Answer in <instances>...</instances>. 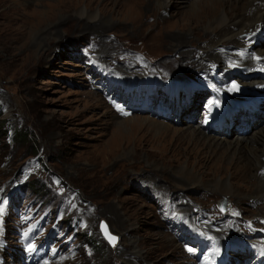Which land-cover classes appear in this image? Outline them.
<instances>
[{
  "label": "rangeland",
  "instance_id": "obj_1",
  "mask_svg": "<svg viewBox=\"0 0 264 264\" xmlns=\"http://www.w3.org/2000/svg\"><path fill=\"white\" fill-rule=\"evenodd\" d=\"M117 1L78 0L66 13L67 0H0V264H229L215 237L229 229L215 233L214 225L193 221L220 217V201L238 211L236 231L262 220L256 213L263 202L249 199V187L230 198L209 186L226 176L224 160L214 157L207 166L220 167L206 172L205 161L193 160L206 155L186 125L154 112L174 102L170 92L181 83L182 104L192 91L186 118L195 126L202 120L203 105H192L208 94L200 76L213 65L206 60L199 70L187 61L198 58L201 28L193 30L197 37L180 33L202 0H166L167 10L137 0L135 11L134 3L119 8ZM86 7L106 19L84 31L88 19L74 10ZM179 34L188 41L184 58L173 51ZM218 49L224 62L216 76L238 69L237 45ZM132 117L172 126L155 134L135 121L130 135L115 138L117 123ZM19 133L26 143L17 141ZM189 156L203 179L195 186L174 173ZM101 222L117 237L115 246L102 236ZM230 253L239 264V251Z\"/></svg>",
  "mask_w": 264,
  "mask_h": 264
},
{
  "label": "bare ground",
  "instance_id": "obj_2",
  "mask_svg": "<svg viewBox=\"0 0 264 264\" xmlns=\"http://www.w3.org/2000/svg\"><path fill=\"white\" fill-rule=\"evenodd\" d=\"M67 1L68 3H66L65 5L68 12L66 13H69L72 12V6L76 5V2H78V0ZM136 1L137 0H118L116 4L119 8H126L130 7L132 3L135 4ZM153 1L156 2V5L160 7L161 10L168 9L166 7V0ZM149 2H152V0H150ZM137 4L138 3H136L134 6L132 5L133 7H131L130 9L135 11ZM198 5L199 6L197 7V11L194 14H191L190 17L188 16L184 18L183 21L187 22L184 26L186 27V29H182L180 31V33H183L185 30H189V34L197 37L199 35V32L196 33L193 30L196 28H201L203 30L202 34L200 35V37L202 36V40L198 39V42L201 41L198 43V58L192 60L193 58H189L191 57L189 56L187 58L188 60H186L190 61V63H192V66L199 67V70H202L205 67V65H203L202 63H205L206 60L207 62H209V67L212 65L216 66L224 62V58L222 57L224 55L218 54L220 50L218 49L219 45H222L223 43L235 44V46L237 45L239 51L243 53L239 52V64H236L237 66H239V68L238 70L233 71V73L235 75H238V77L231 80V86H235L236 92L234 94L225 92L227 95H224L222 99H227L230 104L227 106L221 105V110H218L216 106V102L219 101V99H214L211 101L213 110L212 112H209L208 117L204 120V122L206 123L203 126H200L201 123L197 124V126L192 125L194 124V119L192 117V120L189 119V121L185 122L186 112L184 110L180 112L179 116L178 114L175 115L174 118L177 117L179 122H182L183 126L186 125L185 128L190 130V132H188V136H191V139H193V141L196 143L193 144L195 148L197 147V144H199V147H202V151L205 152L204 155L206 156L204 159H198V157L193 158V160H196V165L202 163L204 164L205 161L206 172H214V169L217 170L220 165L216 168V164L210 167H208L207 164L213 163V161L215 162L216 160H214V157H218V160L219 158L224 160L226 176L223 179H214L211 183H209V186H213L214 191H217L218 194H221L222 197L228 196L230 198L240 197L241 194L238 192V187H249V190L251 189V195L249 199L256 202H263V208H259L256 213V216L261 219L264 218V0H202V2H200V4ZM102 10H105V7L102 8ZM74 13L78 17V19H88L87 24L83 26V28H85L84 31L90 30L89 28H91L92 26L94 28V25L92 24L97 23V21L102 22L106 19V17L102 15L101 11H92L91 9H87V7L75 9ZM29 31L32 33L34 32L33 29H29ZM181 36L179 34L178 36L175 35L172 37V41L175 44V46L173 44V51L177 50L178 55L184 58L186 55H189L186 51L182 50L185 47L184 44L188 43V41L187 38ZM234 61L237 62L236 60ZM121 70L124 69L122 67L116 69V74L121 75ZM200 79L206 85L214 88L219 87L216 83L217 78L214 74H212V69H209L206 73L201 74ZM225 80H229L228 75H225ZM180 89L181 86L179 89H177L176 92H178ZM246 104H252L253 107L250 110L239 112V114H242L244 116V120L240 121V124L236 126L241 127V130H238L236 128L234 129V126L236 125V123H234V120L239 114H237L235 118L231 119L229 118L228 113H230V116L233 117L234 113L232 112V109L246 106ZM195 107L196 106L194 102L192 105V109H194ZM157 110H159V108H157ZM186 110L188 112L189 108H187ZM156 115L157 114H155V116ZM224 115L226 116V123H224L223 120ZM216 116H219V121H217ZM183 118L184 121H182ZM139 119L132 117L131 119H127L126 121L117 123L118 127L116 128L117 130H113V136L115 138L118 137L119 139L124 140L126 138V135H130V132H127V126L133 125L135 121H137L138 129L145 127L148 132H153L155 134L169 132L168 125L172 126L169 123L154 120L149 117L148 119L156 122L150 121L148 119ZM140 121H144V123ZM216 122H218L219 127L216 126ZM208 124H210V126H208ZM227 128L230 130L225 131V129ZM251 130L252 132L249 135ZM121 131L124 133H122ZM228 132L230 133V135L225 136V134H227ZM120 134L124 135L125 137H121ZM230 136L233 137L232 140H225V138ZM119 146L120 145L115 144L116 154L122 152L120 151ZM219 151L221 152L218 153ZM121 155L124 156L125 154L122 153ZM190 160L191 156H189V159H187L186 157L185 164L175 168L177 172L174 171V173L179 177H184V179H186L187 182L190 183V186H195L198 185L199 182L203 183V179L200 178L196 173V166L194 168H190ZM207 174L209 175V173ZM249 177L251 178L250 180H252L253 183L250 182ZM254 183L256 184L254 185ZM202 186L206 185L202 184ZM255 226L259 227V224L256 223ZM215 237L216 239L218 238V240L222 244L225 242L228 244L230 242H237L236 246L239 247L242 251V257H240L245 263L264 264V241L261 243H250L249 241H245L243 239L238 240L237 234L231 231V228L229 229V231H224L221 236ZM2 246L3 244L2 242H0V252Z\"/></svg>",
  "mask_w": 264,
  "mask_h": 264
},
{
  "label": "snow or ice",
  "instance_id": "obj_3",
  "mask_svg": "<svg viewBox=\"0 0 264 264\" xmlns=\"http://www.w3.org/2000/svg\"><path fill=\"white\" fill-rule=\"evenodd\" d=\"M233 89H235V86H233ZM126 114V113H125ZM3 213V209L0 208V214ZM101 229L104 232L105 238L108 240V242L110 244H112L113 246H115L116 242H117V237L111 235L108 230H107V226L104 225L103 223L101 224Z\"/></svg>",
  "mask_w": 264,
  "mask_h": 264
},
{
  "label": "trees",
  "instance_id": "obj_4",
  "mask_svg": "<svg viewBox=\"0 0 264 264\" xmlns=\"http://www.w3.org/2000/svg\"><path fill=\"white\" fill-rule=\"evenodd\" d=\"M16 136L18 138V140H17L18 142H20V143H26L27 142V138H26L25 134L19 133Z\"/></svg>",
  "mask_w": 264,
  "mask_h": 264
},
{
  "label": "water",
  "instance_id": "obj_5",
  "mask_svg": "<svg viewBox=\"0 0 264 264\" xmlns=\"http://www.w3.org/2000/svg\"><path fill=\"white\" fill-rule=\"evenodd\" d=\"M101 224H102V222H101ZM104 224V223H103ZM108 229V228H107ZM100 230L102 231V229H101V226H100ZM103 232V231H102Z\"/></svg>",
  "mask_w": 264,
  "mask_h": 264
}]
</instances>
